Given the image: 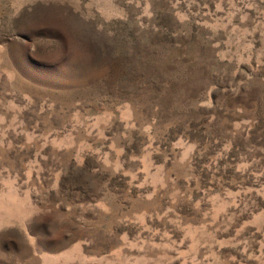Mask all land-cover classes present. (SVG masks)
I'll use <instances>...</instances> for the list:
<instances>
[{
	"label": "rangeland",
	"instance_id": "obj_1",
	"mask_svg": "<svg viewBox=\"0 0 264 264\" xmlns=\"http://www.w3.org/2000/svg\"><path fill=\"white\" fill-rule=\"evenodd\" d=\"M0 264H264V0H0Z\"/></svg>",
	"mask_w": 264,
	"mask_h": 264
}]
</instances>
